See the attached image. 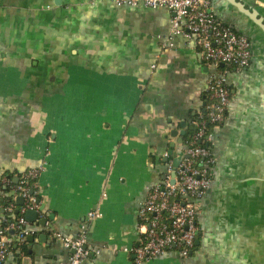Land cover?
Here are the masks:
<instances>
[{"label":"crops","instance_id":"1","mask_svg":"<svg viewBox=\"0 0 264 264\" xmlns=\"http://www.w3.org/2000/svg\"><path fill=\"white\" fill-rule=\"evenodd\" d=\"M242 1L264 17V0ZM211 5L250 37L251 62L227 76L230 102L212 130L198 243L184 258L171 249L136 263L122 247L139 244L148 188L164 178L167 160L184 155L211 66L196 39L171 35L165 7L0 0V178L15 182L39 168L38 211L26 225L33 240L22 251L9 231L7 263L69 264L52 232L74 237L85 224L87 246L98 252L81 264H264V34L226 0ZM173 130L184 131L181 141ZM11 195L18 210L24 200ZM95 209L101 215L87 222Z\"/></svg>","mask_w":264,"mask_h":264},{"label":"built area","instance_id":"2","mask_svg":"<svg viewBox=\"0 0 264 264\" xmlns=\"http://www.w3.org/2000/svg\"><path fill=\"white\" fill-rule=\"evenodd\" d=\"M118 5L165 7L172 12L169 29L171 35L196 39L199 56L211 66L206 87L203 111L192 120L196 127L193 135L185 141L184 155L177 163L169 159L165 163V176L161 182L148 188L138 210L139 244L132 248L122 247L134 254L136 263H142L175 249L181 257H187L194 249L198 234L197 218L201 203L211 186L215 157L212 151V130L223 123L230 102L227 76L230 71L249 66L252 58V40L221 20L213 11L211 0H114ZM222 64V66H220ZM165 156H168L167 154ZM39 168L23 172L15 182L3 177L1 182L10 187V193L21 196L24 203L18 207L20 215L13 221L0 223V264H9L7 233L15 232L19 243L35 232L28 228L24 213L38 211L36 196ZM4 193L0 190V196ZM1 207V203H0ZM14 204L3 210L11 213ZM95 209L87 213V222L99 217ZM52 236L70 251L69 264H81L89 251L87 226L74 237L53 231ZM116 246L113 249L116 250Z\"/></svg>","mask_w":264,"mask_h":264},{"label":"water","instance_id":"3","mask_svg":"<svg viewBox=\"0 0 264 264\" xmlns=\"http://www.w3.org/2000/svg\"><path fill=\"white\" fill-rule=\"evenodd\" d=\"M226 1L228 3H230L238 13L243 14L248 19H250V21L255 25V27H257V29L261 30V32H263V34H264V17L259 13V11L255 8V6L248 5L245 1H242V0H226ZM262 56L264 58V49H263ZM220 66H222V64H220ZM170 133L172 136L179 134V136H180L179 141H181V136L184 134V131L178 132L177 130H173ZM170 152H171V150L168 153H170ZM22 203H23V198L21 196H17L16 197V204L21 205ZM16 211L18 212V210H16ZM36 214L37 213L35 210H27L24 213V217L28 222H33L36 218ZM40 222L42 224H44L45 219H41ZM10 232H12V231H10ZM42 236L44 237L45 235H42ZM26 240L32 241L33 237L29 236V237H27ZM195 243L197 244L198 240H196Z\"/></svg>","mask_w":264,"mask_h":264},{"label":"trees","instance_id":"4","mask_svg":"<svg viewBox=\"0 0 264 264\" xmlns=\"http://www.w3.org/2000/svg\"><path fill=\"white\" fill-rule=\"evenodd\" d=\"M203 109H204V105H203L202 109H200V111H203ZM196 116H197V113L194 114L192 120ZM195 130H196V127L192 125V129H191V131H189L188 136L186 137V140L189 139L193 135V133L195 132ZM0 190L4 193L3 196H0V203H1L0 214L3 215L2 216L3 218H5L4 223H6L8 221H13V220H15L20 215V213H19V211L18 212L16 211V208L15 207H13V210L11 211V213H8L5 210L1 209L5 205H8L9 203H13L14 206H15V198H13V196L10 194V187L8 185L3 184L1 182V178H0ZM0 220H1V217H0ZM1 221H0V223H1ZM7 235H8L9 238L12 239L11 240V243H9V250H10V249H12V243L14 242V233L8 232ZM18 244L19 245H17V247H20L22 249V251H24L25 250V246L23 245V243H18Z\"/></svg>","mask_w":264,"mask_h":264}]
</instances>
